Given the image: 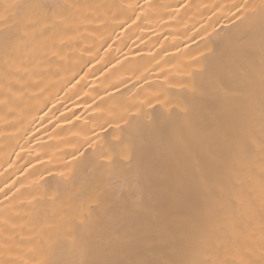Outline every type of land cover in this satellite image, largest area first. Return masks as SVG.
Segmentation results:
<instances>
[{
    "label": "bare ground",
    "instance_id": "6f19581e",
    "mask_svg": "<svg viewBox=\"0 0 264 264\" xmlns=\"http://www.w3.org/2000/svg\"><path fill=\"white\" fill-rule=\"evenodd\" d=\"M0 264H264V0H0Z\"/></svg>",
    "mask_w": 264,
    "mask_h": 264
}]
</instances>
